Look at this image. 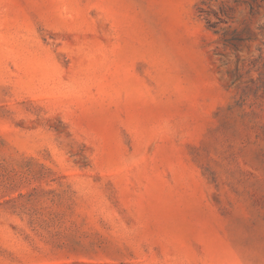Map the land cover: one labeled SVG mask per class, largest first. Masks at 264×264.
I'll return each mask as SVG.
<instances>
[{"label": "rangeland", "instance_id": "374dc122", "mask_svg": "<svg viewBox=\"0 0 264 264\" xmlns=\"http://www.w3.org/2000/svg\"><path fill=\"white\" fill-rule=\"evenodd\" d=\"M0 264H264V0H0Z\"/></svg>", "mask_w": 264, "mask_h": 264}]
</instances>
